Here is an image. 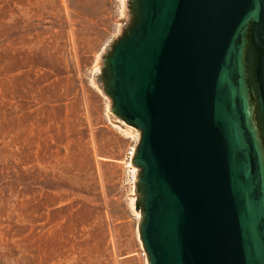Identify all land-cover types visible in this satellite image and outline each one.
Masks as SVG:
<instances>
[{
  "label": "water",
  "instance_id": "water-1",
  "mask_svg": "<svg viewBox=\"0 0 264 264\" xmlns=\"http://www.w3.org/2000/svg\"><path fill=\"white\" fill-rule=\"evenodd\" d=\"M132 6L106 91L140 131L149 264H264V0Z\"/></svg>",
  "mask_w": 264,
  "mask_h": 264
},
{
  "label": "rangeland",
  "instance_id": "rangeland-1",
  "mask_svg": "<svg viewBox=\"0 0 264 264\" xmlns=\"http://www.w3.org/2000/svg\"><path fill=\"white\" fill-rule=\"evenodd\" d=\"M132 0H0V264H149L123 186L140 138L117 123L106 59Z\"/></svg>",
  "mask_w": 264,
  "mask_h": 264
},
{
  "label": "built area",
  "instance_id": "built-area-1",
  "mask_svg": "<svg viewBox=\"0 0 264 264\" xmlns=\"http://www.w3.org/2000/svg\"><path fill=\"white\" fill-rule=\"evenodd\" d=\"M138 139H135L127 148L123 159V186L126 192L135 199L139 191V173L140 168L134 163ZM142 256L147 258L146 250H142Z\"/></svg>",
  "mask_w": 264,
  "mask_h": 264
},
{
  "label": "flooded vegetation",
  "instance_id": "flooded-vegetation-1",
  "mask_svg": "<svg viewBox=\"0 0 264 264\" xmlns=\"http://www.w3.org/2000/svg\"><path fill=\"white\" fill-rule=\"evenodd\" d=\"M249 52H250L251 57H252V65H253L254 70H255V63H256L257 55H256V53H255V51H254V49H253V47H252L250 42H248L247 48H246V60H245V62L247 64V68H248V54H249ZM248 76H249V74H248ZM249 85L251 87L252 101L257 106L258 103H257V98H256V92H255L254 86H253V84H252V82L250 80V77H249Z\"/></svg>",
  "mask_w": 264,
  "mask_h": 264
},
{
  "label": "bare ground",
  "instance_id": "bare-ground-1",
  "mask_svg": "<svg viewBox=\"0 0 264 264\" xmlns=\"http://www.w3.org/2000/svg\"><path fill=\"white\" fill-rule=\"evenodd\" d=\"M114 126L118 127L119 129H121V131L126 135V137H134L138 135V130L136 129V127L128 125L126 123H124L123 121L121 123H112ZM140 132V131H139ZM130 197H133L132 195H130ZM134 197L131 198V205L134 206ZM148 264V263H147Z\"/></svg>",
  "mask_w": 264,
  "mask_h": 264
},
{
  "label": "trees",
  "instance_id": "trees-1",
  "mask_svg": "<svg viewBox=\"0 0 264 264\" xmlns=\"http://www.w3.org/2000/svg\"><path fill=\"white\" fill-rule=\"evenodd\" d=\"M136 204H137L138 209L143 211V203L140 197L138 198Z\"/></svg>",
  "mask_w": 264,
  "mask_h": 264
}]
</instances>
